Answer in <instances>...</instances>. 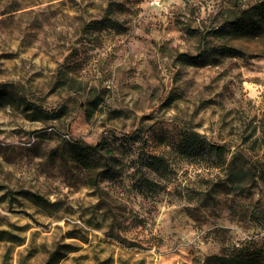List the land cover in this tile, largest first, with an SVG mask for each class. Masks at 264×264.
I'll list each match as a JSON object with an SVG mask.
<instances>
[{"label":"rangeland","instance_id":"374dc122","mask_svg":"<svg viewBox=\"0 0 264 264\" xmlns=\"http://www.w3.org/2000/svg\"><path fill=\"white\" fill-rule=\"evenodd\" d=\"M261 1L0 0V264H264Z\"/></svg>","mask_w":264,"mask_h":264},{"label":"trees","instance_id":"16d2710c","mask_svg":"<svg viewBox=\"0 0 264 264\" xmlns=\"http://www.w3.org/2000/svg\"><path fill=\"white\" fill-rule=\"evenodd\" d=\"M210 35L211 41H218L220 44L208 45V43H206L207 46L203 54L192 57L193 62L202 61L204 54L233 57L244 55L246 52L244 46L242 44H236L234 41L264 39V1L256 3L246 9H234V16L232 19L220 25L217 29L212 30ZM181 56L186 57L187 55L182 54ZM180 147L182 153L187 157H196L205 151L204 141L195 133L184 134V138L180 142ZM77 150L78 149H76V151ZM215 150L219 151L220 148L217 147ZM73 160L83 168H88L90 166L89 157L84 149H79L77 153L74 154ZM32 196L42 201L37 195L32 194ZM58 258L59 248L52 251L43 264H55ZM234 262L235 264L238 262L241 263V257L235 259Z\"/></svg>","mask_w":264,"mask_h":264},{"label":"built area","instance_id":"2783aa9c","mask_svg":"<svg viewBox=\"0 0 264 264\" xmlns=\"http://www.w3.org/2000/svg\"><path fill=\"white\" fill-rule=\"evenodd\" d=\"M153 1V3H157L159 0H152Z\"/></svg>","mask_w":264,"mask_h":264}]
</instances>
